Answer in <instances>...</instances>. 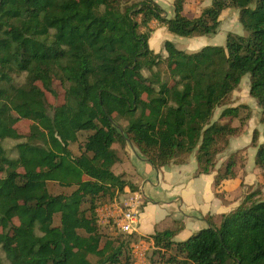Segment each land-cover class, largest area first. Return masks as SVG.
Returning a JSON list of instances; mask_svg holds the SVG:
<instances>
[{
	"label": "trees",
	"instance_id": "obj_1",
	"mask_svg": "<svg viewBox=\"0 0 264 264\" xmlns=\"http://www.w3.org/2000/svg\"><path fill=\"white\" fill-rule=\"evenodd\" d=\"M185 2L174 0L166 18L152 0H0V264H132L139 239L108 238L97 223L101 205L135 190L113 173V146L129 143L154 169L194 154L196 174H211L250 120L247 106L226 105L245 75L264 128V0H213L195 18L183 15ZM226 9L238 12L247 35L228 33L223 46L193 53L165 42V57L149 48L152 21L181 38L212 36ZM55 82L65 86L64 100L51 106ZM22 120L31 122L27 133ZM81 133L88 135L74 155ZM7 139L23 141L16 158ZM257 139L254 131L252 145ZM238 161L235 152L217 171L215 188L234 178ZM255 164L264 176V129ZM48 184L73 190L52 195ZM205 221L185 241L173 240L175 230L143 239L158 264H264L259 189L218 224Z\"/></svg>",
	"mask_w": 264,
	"mask_h": 264
},
{
	"label": "crops",
	"instance_id": "obj_2",
	"mask_svg": "<svg viewBox=\"0 0 264 264\" xmlns=\"http://www.w3.org/2000/svg\"><path fill=\"white\" fill-rule=\"evenodd\" d=\"M152 1L164 11L166 18L173 17L174 0ZM212 2L213 0H186L183 15L187 18L198 17L203 10L211 7ZM231 11L236 10L226 9L222 11L219 17L220 26L216 35L192 37L190 41L185 42L178 40L181 42L180 47L174 46L184 52L186 50H200L205 46H220L221 27L225 24L224 17ZM152 23L156 22L152 21L150 25ZM153 29L154 32L150 39L160 30L167 31L165 27H160L157 23ZM203 37H208V40L203 39ZM149 41L148 45L151 49ZM204 44L206 45L204 46ZM153 52L161 54L163 57L166 56L164 46H161L157 52ZM250 122L251 120L248 121L245 131L248 130ZM257 148L250 149L257 152ZM113 149L119 157V162L112 167L113 173L122 175L135 188L134 191H130L126 187L123 194L115 199L138 197L140 214L132 233L139 240H144L143 238L152 236L157 232L175 230L173 240L176 242L185 241L193 234L208 227L205 221L207 217H210L213 223L218 224L220 216L237 208L248 192L257 189L256 185L264 187L263 172L256 166L255 157L253 167L249 165L244 169L241 164H238L234 170V178L223 181L219 187L215 188L214 180L217 171L208 175H197L194 154L182 164L170 163L159 169H154L129 143L123 146L117 144L113 146ZM104 206L106 205L102 207Z\"/></svg>",
	"mask_w": 264,
	"mask_h": 264
},
{
	"label": "rangeland",
	"instance_id": "obj_3",
	"mask_svg": "<svg viewBox=\"0 0 264 264\" xmlns=\"http://www.w3.org/2000/svg\"><path fill=\"white\" fill-rule=\"evenodd\" d=\"M137 1L138 0H129V3L137 2ZM224 20H225V24L223 27H221L222 28V33H221L222 37H221V41H220V43H221L220 46H223L225 44L226 35L228 33L236 34L238 36H245L248 34L242 28V26L239 24L238 15H237L236 11H231V12L227 13V15L224 17ZM155 24L156 23H154V24L152 23L150 25V28H153L155 26ZM142 31L145 32L146 30L142 28ZM158 33H160V35H158ZM190 39L191 38H181V37H178V36L168 32V31L165 32V31L160 30L156 33L155 36H152V38L149 41V44H150L151 49L153 51L157 52L161 46H164L165 42H171L174 45L179 46L181 42H179L178 40H182L185 42V41H190ZM203 39L208 40V37H203ZM205 45L206 44H204V46ZM207 45H210V44H207ZM195 51H198V50H196V49L186 50L185 52L191 53V52H195ZM160 69L164 70V66L161 65ZM143 75L148 76L149 72L145 70V71H143ZM249 88H250V76L245 75L241 79L239 87L231 94V96L226 101L227 102L226 105H228L230 107H237L239 105L247 106L249 108V114H251V119H250L251 122H250V125L248 127V130H246V131L244 130L245 132L242 135L233 136V137H230L228 139L227 148L224 151H222L220 154H218L216 157L214 171L223 170L225 164L229 161L231 155L235 152H239V157L242 156L244 158L243 163L241 161H238V164H241L242 168L244 167V169H246L247 166L250 165L253 167V165H254V157L256 154V150H252L250 148H256V147H258V144L262 143V141H263V135L262 134H263L264 128L260 122V109L257 106L256 101L250 97ZM54 89H55L54 95H52L50 93H46L47 102L51 106L60 105L61 103H63V100H64L65 86L61 85L59 82H55L54 83ZM223 109H224V107L222 109L216 110L212 121H218L219 120L220 113ZM245 113L246 112H243V114H245ZM221 122H223V121H221ZM236 124H237V122L234 123V125H236ZM30 126H31V122L27 121V120H22L21 122L18 123V129L24 133H27L28 131H30ZM253 131H257V133L259 135L258 139L254 145H252V143H251ZM87 135H88L87 133H81L79 135L78 142L76 144H73L70 146V149L74 155H79L80 151L78 149V146L83 143V141L85 140V137ZM20 142H23V141L22 140L21 141L20 140L19 141L18 140H10V139L3 141L2 145H3L7 155L10 158H16L17 153L15 151V145L20 143ZM256 188L261 191V195L264 199V192H263L264 187L260 186V185H256ZM48 190H49L50 194H52V195H57V194L68 195L73 190V188H63V187H60L56 184H48ZM105 202H107V201H105ZM110 204H111V202H107L103 205H110ZM103 205H101L100 207H102ZM55 224L56 225L58 224V218L55 219ZM98 226H99L100 232L105 234L106 236H108V238H118V237L120 238V237H122V239H124L126 236H128V234H123L120 231H118L117 228L114 227L113 225H109V226L98 225ZM155 252L156 251L154 250V248L151 247L147 251L146 256L144 257V260L143 261H139V260L137 261L133 255L132 247H130V254L132 256V264H151V262H155V264H158L159 258ZM0 256H2L4 258V255L1 252H0ZM90 260L92 262H94L95 258L91 257Z\"/></svg>",
	"mask_w": 264,
	"mask_h": 264
},
{
	"label": "built area",
	"instance_id": "obj_4",
	"mask_svg": "<svg viewBox=\"0 0 264 264\" xmlns=\"http://www.w3.org/2000/svg\"><path fill=\"white\" fill-rule=\"evenodd\" d=\"M140 204L138 197L114 199L110 205L100 207L97 212L98 225H113L123 234H131L133 227L138 222ZM133 255L138 261H143L147 251L153 247L152 242L138 240L131 245Z\"/></svg>",
	"mask_w": 264,
	"mask_h": 264
}]
</instances>
